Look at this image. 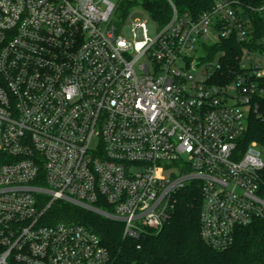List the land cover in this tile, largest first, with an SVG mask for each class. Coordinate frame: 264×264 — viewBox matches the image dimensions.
<instances>
[{
  "label": "built area",
  "instance_id": "2783aa9c",
  "mask_svg": "<svg viewBox=\"0 0 264 264\" xmlns=\"http://www.w3.org/2000/svg\"><path fill=\"white\" fill-rule=\"evenodd\" d=\"M168 1V22L133 20L128 39L113 0H0V264H115L92 229L49 221L61 204L139 240L196 186L217 250L264 216V148L244 141L264 50L237 1L200 13ZM228 39L240 51L224 68L213 48Z\"/></svg>",
  "mask_w": 264,
  "mask_h": 264
},
{
  "label": "trees",
  "instance_id": "16d2710c",
  "mask_svg": "<svg viewBox=\"0 0 264 264\" xmlns=\"http://www.w3.org/2000/svg\"><path fill=\"white\" fill-rule=\"evenodd\" d=\"M179 11L200 13L216 0H173ZM244 9V17L252 31L253 44L264 50V0H235ZM141 5L150 18L165 24L172 15L168 0H128L119 7ZM214 50L224 52V68L236 64L240 44L228 39ZM245 144L256 141L264 148V99L256 113L250 116ZM264 183V170L262 171ZM264 194V185L262 188ZM201 193L192 186L179 192L170 221L160 231H149L141 239L123 234V225L101 215L61 204L49 214V221L65 219L81 223L96 232L107 246L115 264H264V216L235 230L233 244L225 250L213 249L201 236Z\"/></svg>",
  "mask_w": 264,
  "mask_h": 264
},
{
  "label": "rangeland",
  "instance_id": "374dc122",
  "mask_svg": "<svg viewBox=\"0 0 264 264\" xmlns=\"http://www.w3.org/2000/svg\"><path fill=\"white\" fill-rule=\"evenodd\" d=\"M117 8L112 16V24L116 27V31L118 34L125 36L128 39L133 38L132 32V21L133 20H141L145 17H148L147 11L139 4L131 6L126 9L124 7H119L122 1L128 0H113ZM131 14V15H130ZM148 27V34L154 37L158 33V27L152 21H149L147 24ZM208 45L213 46L216 42L215 36H210L207 40Z\"/></svg>",
  "mask_w": 264,
  "mask_h": 264
}]
</instances>
